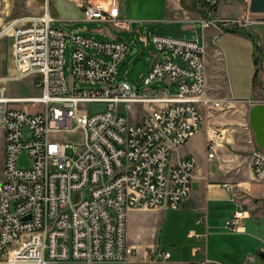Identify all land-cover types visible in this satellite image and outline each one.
Returning <instances> with one entry per match:
<instances>
[{"label": "built area", "instance_id": "2783aa9c", "mask_svg": "<svg viewBox=\"0 0 264 264\" xmlns=\"http://www.w3.org/2000/svg\"><path fill=\"white\" fill-rule=\"evenodd\" d=\"M79 6L86 21L133 34L117 0L109 1V9ZM53 22L47 10L15 19L0 31V40H13V74L0 77V263L133 264L129 212L183 207L192 193L196 161L172 164L173 155L202 129L205 114L224 110L228 103L209 86L207 51L198 40L151 35L158 54L144 78L146 89L138 93L129 83H116L131 44L68 35L52 28ZM201 23L203 29L213 25L242 31L264 25L249 15L224 21L210 13ZM67 40L73 50L69 84L64 73ZM139 40L148 45L147 36ZM28 79L34 80L40 96H8L6 83ZM156 82L164 86L151 88ZM78 84L93 88H76ZM93 105L105 109L93 113ZM76 132L82 133V142L73 145L65 136ZM220 136L217 129L209 134L210 161ZM23 154L27 165L21 163ZM250 161L254 178L264 182V149L255 148ZM225 190L237 210L224 228L241 232L248 212L240 202V187L226 184ZM194 252L200 255L202 248ZM146 255L147 264H165L171 258L166 250Z\"/></svg>", "mask_w": 264, "mask_h": 264}, {"label": "crops", "instance_id": "0c3cea01", "mask_svg": "<svg viewBox=\"0 0 264 264\" xmlns=\"http://www.w3.org/2000/svg\"><path fill=\"white\" fill-rule=\"evenodd\" d=\"M109 1L67 0L75 9L84 14L82 19H77L60 14L56 15L58 5L55 3L54 9H52L50 5L51 1L47 0L50 8L49 12L54 22L70 25L69 27L71 28L74 27L71 25H76L75 31H72L70 34H79L85 38L99 42L120 41L104 28L92 31L87 26L82 27L79 25V23L96 27L108 25L103 22L86 21L84 10L79 5H103L109 9ZM117 1L121 18L132 22L131 27L134 33L135 24L139 19L134 15L132 4H136L137 0ZM220 2L223 1L220 0ZM227 2H241L244 5L239 7L234 17L226 13H213L214 20L239 17L245 13V9L250 4V0H227ZM214 3L218 4L219 1L215 0ZM165 11L167 17L152 20H156L155 22L160 20L168 22L171 27L177 26L181 28V33L182 30L192 31L194 29L193 26H195L194 24L200 23L202 25L201 21L206 19L205 16L203 17L191 9L184 8L182 0H166ZM65 12H68V10L65 9ZM180 14H183L185 19L180 21L177 18ZM178 24H181L182 27L178 26ZM202 31L203 39H205L202 46L207 51L206 60L209 74L213 72L214 60L220 57L223 60L224 73L227 80L226 56L229 70L230 63H233L235 68V84L231 78L229 83L233 87V93L229 89L228 99L236 106V110L231 115L228 113L215 114L214 112L205 114L202 129L179 152L173 155L172 164H176L180 160L192 158L196 161L192 193L181 209L176 211L129 212L127 216V240L129 245L136 251L135 256L131 260L133 264H147V252L163 250L171 254L170 260L165 264H195V262L203 260L208 261L209 264H250L252 260L248 263L247 257L255 252L260 255L262 259L261 264H264V258H262L264 254L261 252L264 247V239H258V236L254 235L253 231L249 229L248 222L246 223V221L252 219L253 215H250L247 209L248 217L243 221L241 232H227L224 228L226 222L234 216L237 210L236 204L231 201V195L225 190V185L234 184L239 186L240 190L250 191L254 185L253 183L258 182L254 178L250 161L251 153L257 146L255 141L253 142L251 138H248L249 129L245 115L254 106L248 108L246 102L250 103L255 99V87L257 83L264 80V73L258 72V69H261L262 65L264 68V59L261 62L257 60L258 54L253 51L252 45L253 43H257V46H261L260 52L264 55L263 43L259 34L252 31V28L249 31L232 30L234 32H231V30H221L218 27L209 25L206 29L202 27ZM231 39L245 41L246 44L239 47L230 42ZM222 41L225 42L228 49L216 45V42ZM242 57L249 66L253 58L256 61L257 71L254 77L253 70L247 71L249 79L253 77L252 98L244 95L240 80L237 77L239 73H242V69L239 66ZM227 85L229 88L228 82ZM233 123L242 125V132L244 133L239 132L240 134L237 135L236 132L239 129H233ZM219 127L222 128L220 129ZM218 128L223 136L221 135L217 138L216 141L219 146L216 150V157L210 161L207 150L209 134L211 130ZM242 134H246L247 143L245 144L240 141ZM247 153L250 154L247 155ZM199 219L203 220L201 224H197ZM194 235H201L202 238L196 240ZM199 246L202 248V253L196 256L194 250Z\"/></svg>", "mask_w": 264, "mask_h": 264}, {"label": "rangeland", "instance_id": "374dc122", "mask_svg": "<svg viewBox=\"0 0 264 264\" xmlns=\"http://www.w3.org/2000/svg\"><path fill=\"white\" fill-rule=\"evenodd\" d=\"M49 1V0H48ZM51 8L54 9L55 3L58 5L56 15H65V17H75L77 19H82L84 14L74 8L71 3H68L67 0H50ZM131 1V0H130ZM168 1V0H167ZM215 4V0H182V5L184 8L191 9L198 15H202L203 17H207V13H210L212 16L213 13H226L228 15H232L234 17L239 10V7L244 4L241 2H227V0H222ZM166 0H137L136 4H132V10L134 15L139 19L135 24V32L133 34L126 32H117L112 27L105 25L102 26H93L89 24L79 23L82 27L87 26L90 30H97L104 28L110 32V34L119 39L120 41L127 42L131 44L130 53L123 60V62L119 65L118 71L119 76L117 78L116 83H129L131 84L136 92H143L146 88L143 86L144 78L147 76L149 70L155 63V59L153 55H157L158 51L155 46L152 44L151 35L158 34L157 30L160 27L170 28L171 25L168 22H163L162 20L155 22L156 20L152 19H162L167 17L165 11ZM215 6L212 10L211 7ZM65 9L68 12H65ZM50 11L47 0H0V31L10 22L15 19H18L23 16H40L43 15L45 11ZM212 11V12H211ZM75 13V14H74ZM182 13V12H181ZM243 15H249L251 19H259L261 22H264V15H252L249 11V6L245 9V13L235 18H226L220 20H240ZM177 18L181 21L185 19L183 14L177 16ZM195 26L192 31L182 30V35L188 39L196 41L198 40L200 45H203L205 39H203V31L202 25L200 23L194 24ZM70 25L63 24L61 22H53L52 28L63 31L66 34L72 33L75 31L76 25H71L74 27H69ZM181 26V24H178ZM240 28V27H239ZM252 31H255L261 37V41L263 43L264 49V25L253 26ZM162 34V33H160ZM141 35H145L148 37V45L140 42ZM166 36H171L168 34H163ZM255 41V40H254ZM234 45L242 47L246 43L245 41L231 39ZM253 42V41H252ZM217 46H222L224 49H228L225 42H216ZM215 45V46H216ZM12 46L13 40L10 36H6L0 40V77L6 78L13 74L12 68ZM253 51L258 54L259 62L264 59L263 53L260 52L262 49L261 46H257V43H253ZM72 48L70 41L66 42L65 56H64V73L66 80L69 84L71 77V56H72ZM227 51V50H226ZM253 52V55H254ZM264 52V50H263ZM90 55L95 56L96 58L108 62V59L104 57L102 54H97L95 52H89ZM253 57V56H252ZM226 74L227 80L225 78L223 60L220 57H217L213 62V72L209 74V86L214 93L218 95L219 98L225 100L228 104L225 106L224 110L214 111L215 114H225L228 113L231 115L235 110L236 106L231 103L228 99L229 97V89L230 92L233 93L232 85L229 83V80L232 78L234 81V72L235 68L233 63H230V70L228 67V61L226 56ZM180 63V61H177ZM240 68L242 69V73L238 74V79L240 80V85L242 90L244 91V95L252 98L253 97V77L256 74V61L254 58L252 60L251 65H247L246 60L242 57L240 60ZM263 66V65H262ZM261 66V69H258V72L264 73V68ZM248 70H253V77L249 79V74H247ZM264 76V75H263ZM229 84V88L227 85ZM235 84V81H234ZM7 94L10 98H18L24 96H40L41 91L39 88L35 87L34 80L28 79L20 83H6ZM82 89L93 88L90 84H78L75 87ZM159 86H164L163 82L154 83L151 88H156ZM256 96L255 103H248L246 105L248 108H251L253 105L264 104V80L263 82L257 83L255 87ZM21 107V106H20ZM239 107V106H238ZM246 121L248 126V138H251L253 142L255 141L253 131L249 125V113H246ZM140 119L139 117L137 118ZM233 129L237 130L236 134L244 133L243 126L237 123L232 124ZM220 129L222 127H219ZM217 129L219 134L222 135V132ZM240 132V133H239ZM227 134V133H226ZM223 136V135H222ZM243 136V137H241ZM240 136V141L242 143H247L246 134H242ZM65 139L71 142L73 145L81 144L82 142V133H73L65 136ZM2 154H3V132L0 130V175L2 170ZM250 153H247L249 155ZM252 154V153H251ZM246 155V156H247ZM68 156L73 157V152L68 151ZM251 157V156H250ZM252 186V190L245 191L241 189V197L240 202L244 204L245 208L249 211L250 215H253V218L247 220L249 229L253 231L254 235L258 236V239H264V182H254ZM252 263L250 264H261L262 259L260 255L255 252L254 254H250ZM1 264V263H0Z\"/></svg>", "mask_w": 264, "mask_h": 264}, {"label": "water", "instance_id": "95a60500", "mask_svg": "<svg viewBox=\"0 0 264 264\" xmlns=\"http://www.w3.org/2000/svg\"><path fill=\"white\" fill-rule=\"evenodd\" d=\"M249 11L252 14L264 15V0H250ZM157 33L168 34L176 38H185L181 28L172 26L170 28L160 27ZM105 109V106L93 105L92 112L96 113ZM249 125L253 131L255 144L264 149V105H254L249 112ZM21 163L27 165L26 155L21 157ZM264 258V255H262Z\"/></svg>", "mask_w": 264, "mask_h": 264}, {"label": "trees", "instance_id": "16d2710c", "mask_svg": "<svg viewBox=\"0 0 264 264\" xmlns=\"http://www.w3.org/2000/svg\"><path fill=\"white\" fill-rule=\"evenodd\" d=\"M214 7H215V6L211 7V8H212V10H213V9H215ZM231 32H234V31H232V30H231Z\"/></svg>", "mask_w": 264, "mask_h": 264}]
</instances>
